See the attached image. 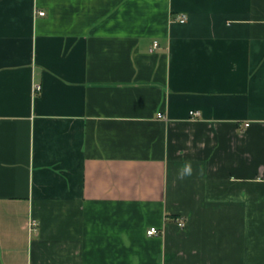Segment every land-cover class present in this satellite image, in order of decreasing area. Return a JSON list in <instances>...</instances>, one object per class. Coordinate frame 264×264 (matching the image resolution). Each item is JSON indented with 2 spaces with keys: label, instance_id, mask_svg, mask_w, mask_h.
Returning a JSON list of instances; mask_svg holds the SVG:
<instances>
[{
  "label": "crops",
  "instance_id": "0c3cea01",
  "mask_svg": "<svg viewBox=\"0 0 264 264\" xmlns=\"http://www.w3.org/2000/svg\"><path fill=\"white\" fill-rule=\"evenodd\" d=\"M0 264H264V0H0Z\"/></svg>",
  "mask_w": 264,
  "mask_h": 264
},
{
  "label": "built area",
  "instance_id": "2783aa9c",
  "mask_svg": "<svg viewBox=\"0 0 264 264\" xmlns=\"http://www.w3.org/2000/svg\"><path fill=\"white\" fill-rule=\"evenodd\" d=\"M39 15L40 16H44L45 12H40ZM186 21H187V16L186 15H181V17L179 18V22L185 23ZM155 46H157V43H155ZM38 90H39V87H38ZM190 115L192 117H194V118H198L200 116V112L199 111H191ZM159 118H163V116L160 115ZM178 225L180 227L184 228L186 226V223L183 220H180V221H178ZM158 233H159V231L155 227H153V228H151L150 230L147 231V234L149 236H153V235L158 234Z\"/></svg>",
  "mask_w": 264,
  "mask_h": 264
},
{
  "label": "clouds",
  "instance_id": "9594fccd",
  "mask_svg": "<svg viewBox=\"0 0 264 264\" xmlns=\"http://www.w3.org/2000/svg\"><path fill=\"white\" fill-rule=\"evenodd\" d=\"M192 165L190 162H185L184 165L181 167L178 173L179 179H184L186 176H190L192 174Z\"/></svg>",
  "mask_w": 264,
  "mask_h": 264
}]
</instances>
